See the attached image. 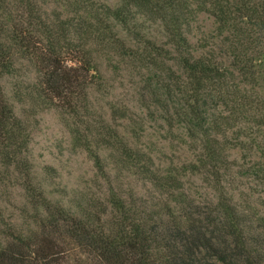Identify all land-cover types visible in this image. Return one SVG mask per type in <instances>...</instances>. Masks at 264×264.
<instances>
[{
  "label": "trees",
  "instance_id": "16d2710c",
  "mask_svg": "<svg viewBox=\"0 0 264 264\" xmlns=\"http://www.w3.org/2000/svg\"><path fill=\"white\" fill-rule=\"evenodd\" d=\"M118 80L144 113L109 100ZM46 110L83 191L34 172ZM257 188L264 0H0V264H264Z\"/></svg>",
  "mask_w": 264,
  "mask_h": 264
},
{
  "label": "rangeland",
  "instance_id": "374dc122",
  "mask_svg": "<svg viewBox=\"0 0 264 264\" xmlns=\"http://www.w3.org/2000/svg\"><path fill=\"white\" fill-rule=\"evenodd\" d=\"M197 20V25L204 28L210 23L204 15H200ZM34 75L30 72L27 81H34L36 79ZM24 80L19 78L17 84ZM119 81L116 82L117 89L109 100H122L134 112L139 114L143 112L137 102V91L122 88ZM13 83L15 80L11 79L4 82L7 91L10 90ZM32 122L34 130L30 143L31 161L34 172L39 177L47 178L49 190L71 195L74 192L83 191L84 185H91V164L83 152L72 148L66 127L68 125L62 114L55 110H46L34 116ZM151 126L156 125L152 124ZM51 169L54 171H50ZM249 185L246 182L244 188H248ZM256 194L263 197L264 191L257 188Z\"/></svg>",
  "mask_w": 264,
  "mask_h": 264
}]
</instances>
